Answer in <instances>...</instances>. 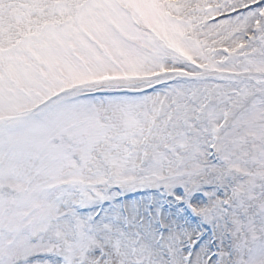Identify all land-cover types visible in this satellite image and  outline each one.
<instances>
[{
    "label": "snow or ice",
    "instance_id": "obj_1",
    "mask_svg": "<svg viewBox=\"0 0 264 264\" xmlns=\"http://www.w3.org/2000/svg\"><path fill=\"white\" fill-rule=\"evenodd\" d=\"M0 264H264V0H0Z\"/></svg>",
    "mask_w": 264,
    "mask_h": 264
}]
</instances>
